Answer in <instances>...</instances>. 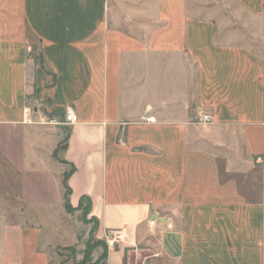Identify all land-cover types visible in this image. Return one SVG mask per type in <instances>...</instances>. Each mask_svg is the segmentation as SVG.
<instances>
[{
  "label": "crops",
  "instance_id": "0c3cea01",
  "mask_svg": "<svg viewBox=\"0 0 264 264\" xmlns=\"http://www.w3.org/2000/svg\"><path fill=\"white\" fill-rule=\"evenodd\" d=\"M259 50L264 0H0V264H264Z\"/></svg>",
  "mask_w": 264,
  "mask_h": 264
},
{
  "label": "rangeland",
  "instance_id": "374dc122",
  "mask_svg": "<svg viewBox=\"0 0 264 264\" xmlns=\"http://www.w3.org/2000/svg\"><path fill=\"white\" fill-rule=\"evenodd\" d=\"M262 56H264V51H262V50H259L258 51ZM64 145V144H63ZM63 147V146H62ZM62 148H60V150H61ZM66 194H67V191H66V187H65V195H64V198L66 197ZM65 203H66V201H65ZM9 205L10 204H4V207L3 206H0V220L2 221V222H4L5 220H7V221H10L11 222V220H15V219H17V218H19V217H17V215H19L20 213H17L16 211H15V209H13L12 211H10V207H9ZM31 214L32 213H29V224L30 223H32V222H34L35 221V219L31 216ZM53 226V225H52ZM50 229V228H49ZM54 239H55V243H61V242H63V240L62 239H60V238H56L55 236H54ZM62 251V250H61ZM58 255H61V256H66V255H63V251H62V253H58ZM69 257V256H68ZM58 258V257H57ZM54 264H57V263H55L54 262ZM62 264H64V263H62Z\"/></svg>",
  "mask_w": 264,
  "mask_h": 264
},
{
  "label": "built area",
  "instance_id": "2783aa9c",
  "mask_svg": "<svg viewBox=\"0 0 264 264\" xmlns=\"http://www.w3.org/2000/svg\"><path fill=\"white\" fill-rule=\"evenodd\" d=\"M149 121H154V119H149ZM201 121L205 124H211L213 121H212V117L208 114H204L202 117H201ZM78 122V117L77 115L73 112V111H69L67 114H66V117H65V125H68V126H72V125H75L76 123ZM48 123L50 124H53L54 121H48ZM115 233H113L112 236H110V238L108 239V245L109 247H114L115 244L121 240L120 237H116V235H114Z\"/></svg>",
  "mask_w": 264,
  "mask_h": 264
},
{
  "label": "trees",
  "instance_id": "16d2710c",
  "mask_svg": "<svg viewBox=\"0 0 264 264\" xmlns=\"http://www.w3.org/2000/svg\"><path fill=\"white\" fill-rule=\"evenodd\" d=\"M66 142H67V140H65L63 144H65ZM63 144H62V146H63ZM62 146H61V148L63 149L64 147H62ZM71 173H72V172H71ZM71 173L66 174V176H65V181H67V179L69 178V176L71 175ZM65 187H66V191H67V194H66V197H65V201H66V203H65V204H66V209L69 210V211H71V206H70V202H69L70 189L66 186V184H65ZM84 203H85V200L82 201V208H83V206H84ZM89 211H90V202L88 203L87 208L84 210V212H85V214H88ZM92 247H93V246L90 244L89 247H88V250L91 251V248H92Z\"/></svg>",
  "mask_w": 264,
  "mask_h": 264
}]
</instances>
